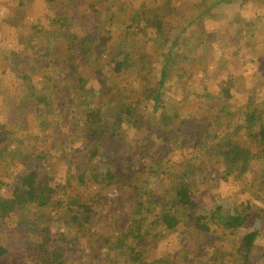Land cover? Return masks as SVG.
<instances>
[{
  "label": "rangeland",
  "instance_id": "374dc122",
  "mask_svg": "<svg viewBox=\"0 0 264 264\" xmlns=\"http://www.w3.org/2000/svg\"><path fill=\"white\" fill-rule=\"evenodd\" d=\"M174 1L54 0L41 5L39 0H0V197L12 196V180L23 171L20 156L24 148L32 155H45L42 187L52 189V197L63 201L58 208L32 207V217L42 216V228L67 232L66 223L74 208L71 200L79 203L107 201L101 209L108 216L110 226L98 235L99 247L102 246L95 251V255L105 253L107 261L131 264L134 248L140 253L142 264L159 260L173 262L183 258L188 246L196 261L187 264H244L242 238L260 229L252 251L254 259L249 264H264V159L259 158L258 149L264 141V30H255L253 39L243 38L242 45V41L239 44L232 40L224 42L223 50L217 49L218 41L213 35L207 39L196 38L197 32L204 33L206 17L228 21L237 15L252 14L259 16L258 19L264 18V2L178 0L174 5ZM157 6L162 10H151ZM71 9L79 16L89 11L88 15L98 19L100 26L99 45L96 44L89 68L85 64L81 70L88 79L85 90L71 101L67 100L70 104L67 123L57 116L59 106L51 107L47 102L38 112L40 116L35 115L36 112L23 114L20 102L27 86L44 89V95L53 103L60 96L56 88L58 71L45 74L41 66H37L36 58L43 55L48 39L55 41L53 48L67 50L74 37H81L82 28L76 24L62 28L64 18L61 16ZM156 16L167 21L162 22L164 29L170 32L169 38L155 36L151 20ZM186 19L194 20L189 28L185 27ZM216 21L218 23V19ZM173 40L177 43L175 47ZM163 68L166 73L162 79ZM102 70H105L104 75ZM68 86V82L63 84L67 89ZM149 92H160L158 106L145 102ZM116 103L131 109L130 115L123 113L115 124L122 139L106 143L104 156L96 157V161L129 177L124 169L130 160L137 159L134 148L148 139L146 126H138H151L157 135L171 131V140H176L178 146L173 149L170 142L166 157L154 146L148 149L151 150L148 157L138 160L140 171L137 173L143 178L141 189L152 199V196H171L180 179L189 180L197 202L188 221L176 230L152 225L151 236L142 248L121 237L131 221V208L125 211L121 224L113 222L117 217L109 202L119 189L114 185H97L90 171L84 169L88 149L92 150L93 145L87 148L88 141L73 144L67 134L69 123L75 119L83 125L86 107L114 110ZM51 109L54 113L48 112ZM165 116L172 117L168 127L161 121ZM245 116L260 117L262 121H249L251 126H246ZM234 144H238L241 153L235 151ZM82 174L83 183L78 179ZM60 189H64V193L57 192ZM217 206L226 214L243 211L254 214L242 229L227 231L211 218ZM154 210V213L159 212V209ZM199 216L208 221V227L197 228L194 219ZM17 221L15 215L6 218L7 228L0 229V245L9 243V233ZM25 243L28 247L25 250L35 254L38 244L29 239ZM87 253L91 261L93 253ZM34 261L36 257H30L23 264ZM0 264L20 263L15 257H3ZM67 264L82 263L70 260Z\"/></svg>",
  "mask_w": 264,
  "mask_h": 264
},
{
  "label": "trees",
  "instance_id": "16d2710c",
  "mask_svg": "<svg viewBox=\"0 0 264 264\" xmlns=\"http://www.w3.org/2000/svg\"><path fill=\"white\" fill-rule=\"evenodd\" d=\"M259 1L264 2V0ZM61 17L64 18L62 28L68 29L75 24L82 28L81 37L77 38L79 35L74 37V41H70L67 47V55L64 59L65 69L60 71L62 61L57 53V51L59 52L58 47L53 48L55 41H51L52 39L47 40L48 47L42 51L43 55L36 58L37 66L40 65L41 69L46 72L45 74L58 71L56 88H58L60 96L56 103H53L48 100L50 99L48 95H44V89L38 90L33 85L30 87L27 86L20 105V111L23 114L36 112L35 115L40 116L38 112L41 111L42 106L47 102V104H51V107L55 105L59 106L57 116L64 123H67L70 110V104L67 100L70 99L71 101L77 93L85 90L88 79L82 74L81 70L85 64V67L89 68V62L94 56L93 52L96 44L99 45L98 36L100 26L98 19L88 14L79 16L74 12V17L72 18L68 14L62 15ZM156 25L157 21H154L153 26L154 28H158L156 33L160 36L163 29L160 25ZM58 36H61V34H58ZM101 73L104 75L105 70H102ZM165 73L166 68H163L162 79ZM46 78L50 80L48 75ZM162 79L161 84L163 83ZM67 82L69 84L68 89L63 87V84H67ZM144 100L146 103H152L154 106H158L161 101L160 92H149L145 95ZM116 104L118 105L114 110L110 108L104 110L102 106L95 109L86 107L84 109L85 119L83 125L75 119L69 123L67 134L73 144L88 141L87 148L93 145L92 150L88 149L90 151L87 152L89 158L84 169L90 171L91 177L97 185H107L108 187H113L114 185V187L116 186L119 189H117L118 194L112 197L110 199L111 202H109L111 203L109 206H111L113 213L115 212L117 217L116 219H114L115 217L113 218V222L116 225L121 224V219H124L123 217L127 213L125 211L131 208V221L125 230L127 235L124 233L121 237L124 240H129L137 248H142L141 246L145 244L146 239L151 236L150 227L152 225L157 224L163 226L169 231L176 230L183 222L188 221L192 212L197 208V202L192 195L189 180L183 181L180 179L179 183L174 187L171 196H152L154 198L152 199L151 197L148 198L141 189L142 183L140 180L143 178L139 177L137 173V171H140L139 167H137L138 160H143L145 156L148 157L151 151L148 149H152L154 146H158V149H156L157 152L166 157L169 154L168 145L173 140L170 137L171 131H161L157 135V133H153L151 126L145 124L138 126L140 128L146 126L148 139L143 141L140 147L134 148L137 149V159L130 160L127 164L128 166L124 169V172L129 177L122 176L115 169L104 166L100 160L96 161V157L104 156L106 143L111 139H122L119 137L120 135L115 128V124L118 123L120 115L122 116L123 113L127 112L130 115L131 109L130 107L125 108L119 103ZM48 112L54 113L52 109ZM113 119L115 120L113 122L114 124H112ZM257 120L262 121L260 117L245 116L246 126H251L250 122L254 123ZM161 121L164 126L168 127L170 126V122H172V117L165 116ZM262 134L264 137V129L262 130ZM171 144L173 149L178 146L176 145V140ZM94 146H97L95 147L97 149ZM129 147L132 148L130 145ZM234 149L238 153L242 151L238 147V144H234ZM258 149L259 158L264 159V141L260 142ZM44 156L43 154L32 155L22 148L20 160L23 164V171L12 180V196L8 199L0 197V229L5 230L7 228L5 222L7 217L15 215L18 218L16 225L9 233V243L6 246L0 245V258L15 257L20 264H23L24 260L30 257H36V261L31 264H67L70 260L71 262L73 260H80L82 264H119L112 259L107 261L105 253L104 256H100V254L95 255V251H99L102 246L100 245L99 247V244H101L99 242L101 240H99L100 232L103 234L106 228L110 226L108 216L102 213L101 209V206H104L107 201L101 200L99 203L84 201L79 203L71 200L70 202L74 208L71 211L69 221L66 223L67 232H52L48 227L42 228L40 226L42 216L32 217L31 209L34 205L37 208L52 206L58 208L63 205V201L60 202L56 197H52L54 192L52 189L48 191V189L45 190V187H42L41 181L43 177L41 172ZM84 177V174L78 177L81 183L84 182ZM57 192L64 193V189H60ZM154 209H159V212L154 213ZM253 214L248 211H243L239 214H226L222 207L217 206L211 218L222 229L236 231L248 225ZM194 220H196L198 229L208 227V221H205L204 218L199 216ZM259 235L260 229H255L242 238L241 251L244 253V264H249L251 259H254L252 257V251ZM126 236L131 237V239H128ZM27 239L38 244L35 254L30 253V250H25V247L28 248L25 243ZM84 240L88 241L84 243ZM94 246L98 247V249L94 248ZM87 251L93 253V259L91 261L88 258L89 253ZM183 255L181 260H177L178 262L184 261V264H187L196 261L195 256L192 259L188 246L185 247ZM177 261L159 260L150 264H178ZM131 264H142L140 253L136 252L134 248L131 250Z\"/></svg>",
  "mask_w": 264,
  "mask_h": 264
},
{
  "label": "crops",
  "instance_id": "0c3cea01",
  "mask_svg": "<svg viewBox=\"0 0 264 264\" xmlns=\"http://www.w3.org/2000/svg\"><path fill=\"white\" fill-rule=\"evenodd\" d=\"M52 1H54V0H51V1L42 0V3L45 5V3L52 2ZM181 2H186V1L185 0H181ZM40 3H41V1L39 0V4ZM42 3H41V5H42ZM177 3H179L178 0H176V2L174 1V5H177ZM151 10L155 11V10H162V9L160 8V6H157V7L151 8ZM69 12L70 13H64V15L68 14V15H71V18L74 17L73 9H71V11H69ZM88 13H89V11H87L86 14H88ZM161 16L164 17L163 13H161ZM162 17L156 16V17H154L151 20L152 26H153V22L157 21V25L156 26L160 25L161 28L163 29L162 34L159 36L156 33L158 28H155L154 29L155 33H156L155 36L159 37V38H162V37L169 38L170 37V32L168 33L164 29V24L162 22V21H164V22H167V21H165V19L162 18ZM242 18H245V19H242ZM258 18H259V16L252 15V14L251 15L250 14L249 15H244L242 17L237 15L234 18L229 19L228 21H225L224 19L221 20V18L220 19L219 18H213L211 16L210 17H206V19L204 20V25H205V29L203 30L204 33H198L197 32L196 33L197 34L196 38L198 39V37H201L203 39H207L209 37H213L214 36V39H217V41H218V43L216 45L217 49L219 48L220 50L224 49V47H225V43L224 42H226V44H227V42H229L230 40H232L236 44H239V42L242 41V43H240V45H242V44H244V39L243 38H245L246 41L248 40L247 38L253 39L254 38V34H255L254 33L255 30H264V21H263L264 18H262V17L260 19H258ZM216 19H218V23H217ZM186 20L187 21H185V27L189 28L190 27L189 25H191L194 20H188V19H186ZM260 21H262V22H260ZM235 25H238V27L237 28H233L232 26H235ZM210 35H213V36H210ZM177 37H178V35L176 36L175 39H177ZM185 42H187V41H185ZM185 42H183V43H185ZM172 45H173V47H175L177 45V43L173 40L172 41ZM247 49H248V45H247V48L245 49V51H247ZM57 53H59L60 59L62 61V62L60 61L61 62L60 71H61V70L65 69V66H64V62L65 61H64V59L66 58L67 50H59V52L57 51ZM246 80H248V79H246ZM23 97H24V93H23ZM22 100H23V98H22ZM21 102H20V105H21ZM236 109H238V107ZM235 112L237 113V111H235Z\"/></svg>",
  "mask_w": 264,
  "mask_h": 264
}]
</instances>
